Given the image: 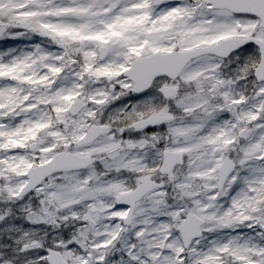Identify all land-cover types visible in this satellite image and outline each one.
<instances>
[{"label": "snow or ice", "instance_id": "obj_1", "mask_svg": "<svg viewBox=\"0 0 264 264\" xmlns=\"http://www.w3.org/2000/svg\"><path fill=\"white\" fill-rule=\"evenodd\" d=\"M0 264H264V0H0Z\"/></svg>", "mask_w": 264, "mask_h": 264}]
</instances>
